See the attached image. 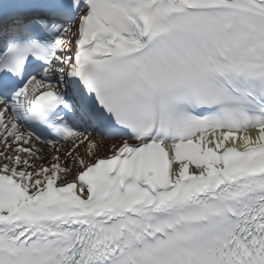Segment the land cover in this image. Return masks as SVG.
<instances>
[{
	"label": "snow or ice",
	"instance_id": "6c2138e0",
	"mask_svg": "<svg viewBox=\"0 0 264 264\" xmlns=\"http://www.w3.org/2000/svg\"><path fill=\"white\" fill-rule=\"evenodd\" d=\"M0 264H264V0H0Z\"/></svg>",
	"mask_w": 264,
	"mask_h": 264
},
{
	"label": "bare ground",
	"instance_id": "6f19581e",
	"mask_svg": "<svg viewBox=\"0 0 264 264\" xmlns=\"http://www.w3.org/2000/svg\"><path fill=\"white\" fill-rule=\"evenodd\" d=\"M251 131V130H250ZM243 133H241V135H242Z\"/></svg>",
	"mask_w": 264,
	"mask_h": 264
}]
</instances>
